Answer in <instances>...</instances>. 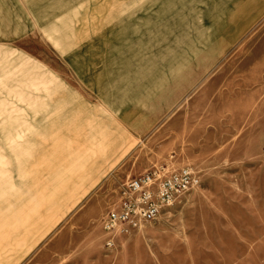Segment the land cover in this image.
Segmentation results:
<instances>
[{
  "label": "rangeland",
  "instance_id": "obj_1",
  "mask_svg": "<svg viewBox=\"0 0 264 264\" xmlns=\"http://www.w3.org/2000/svg\"><path fill=\"white\" fill-rule=\"evenodd\" d=\"M186 169L104 230L128 180ZM0 264H264V0H0Z\"/></svg>",
  "mask_w": 264,
  "mask_h": 264
},
{
  "label": "built area",
  "instance_id": "obj_2",
  "mask_svg": "<svg viewBox=\"0 0 264 264\" xmlns=\"http://www.w3.org/2000/svg\"><path fill=\"white\" fill-rule=\"evenodd\" d=\"M199 184L198 177L188 169L171 176L155 170L130 179L121 187L113 210L102 218L103 228L112 234H130L141 223L153 222L180 205ZM108 245H113L112 240Z\"/></svg>",
  "mask_w": 264,
  "mask_h": 264
},
{
  "label": "crops",
  "instance_id": "obj_3",
  "mask_svg": "<svg viewBox=\"0 0 264 264\" xmlns=\"http://www.w3.org/2000/svg\"><path fill=\"white\" fill-rule=\"evenodd\" d=\"M103 136L109 139V138L112 136V134H103ZM81 161H82V160H81ZM97 167H98V166L95 167V166L93 165V166L90 168V169H91V170H90V173L87 174V175H86V173H85V172H86V168H85V166L82 167V168L79 167V168L77 169L78 171H80V170L82 171V170H83V174H82V175H83V179H82V180H83V184H82L83 187H84V185L90 183L89 181L92 179L93 176H95ZM76 174H77V173L72 174V175H71L72 178H73ZM89 175H92V177H89ZM80 177H81V176H80ZM75 188H76V189H75L76 192L79 193V192H80L79 188H78V187H75Z\"/></svg>",
  "mask_w": 264,
  "mask_h": 264
},
{
  "label": "bare ground",
  "instance_id": "obj_4",
  "mask_svg": "<svg viewBox=\"0 0 264 264\" xmlns=\"http://www.w3.org/2000/svg\"><path fill=\"white\" fill-rule=\"evenodd\" d=\"M82 142V141H81ZM81 150V149H80Z\"/></svg>",
  "mask_w": 264,
  "mask_h": 264
}]
</instances>
